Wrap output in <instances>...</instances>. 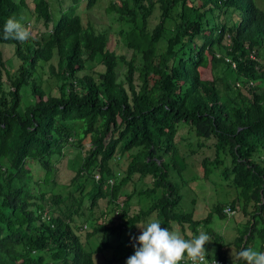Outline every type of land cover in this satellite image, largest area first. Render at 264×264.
Instances as JSON below:
<instances>
[{"label":"trees","instance_id":"obj_1","mask_svg":"<svg viewBox=\"0 0 264 264\" xmlns=\"http://www.w3.org/2000/svg\"><path fill=\"white\" fill-rule=\"evenodd\" d=\"M57 1L65 7L55 13L50 0H0V45L18 61L11 70L0 48V264H97V252L101 264H126L137 226L153 220L184 239L204 231L217 246L206 257L222 264L230 244L264 252V9L254 0H109L128 58L84 23L85 0ZM9 18L27 41L3 39ZM45 65L56 93L36 80ZM69 147L80 161L59 183L51 178ZM198 157L204 178L219 173L235 189L203 218L181 208L183 173ZM51 180L66 192L45 190ZM238 203L247 217L226 244L211 217Z\"/></svg>","mask_w":264,"mask_h":264},{"label":"rangeland","instance_id":"obj_2","mask_svg":"<svg viewBox=\"0 0 264 264\" xmlns=\"http://www.w3.org/2000/svg\"><path fill=\"white\" fill-rule=\"evenodd\" d=\"M86 1V0H85ZM81 1V6L79 8L83 21L86 23V19L90 18L93 25L95 26L96 30L99 31H106L107 35L109 36L108 46L111 50H114L117 54L126 55L128 58L131 55V51L124 46L122 36L118 34L120 29L119 23L115 20L114 16L110 13L106 12V7L108 5L109 0H97L96 4L92 8L85 7L86 2ZM256 5L264 9V0H254ZM52 9L55 13L58 12V9L65 7V5L57 0H50ZM62 6V7H61ZM32 7V4H31ZM25 19L28 17V13H24ZM30 17V16H29ZM31 18V17H30ZM57 18V17H56ZM56 20V19H55ZM34 21L33 18L28 23L29 29L33 28ZM34 31V30H33ZM0 48L4 51L5 59H7V65L11 70H14L15 67L18 65V61L16 58L12 57V49L5 48L0 45ZM138 60V59H137ZM138 62V61H136ZM124 71V65L118 66V77H122V73ZM39 72V73H38ZM38 75V77H37ZM36 80L38 83L42 85V87L51 93H56L57 89L55 88V79L53 77H49L48 73V65L45 67H41L37 70ZM186 143V140L181 142L182 149H185L183 144ZM65 156L60 159L58 163V168L56 174L53 175L52 180L55 178L59 183H65L70 181L72 174H74L73 170L78 166L80 161V154L76 153L72 147L65 149ZM200 158L191 159L193 162V166L187 168L186 171L183 173V195L184 201L182 207L183 210H190L193 206L195 207L196 211V218H203L206 216L214 204L220 202H226L232 199L235 196V189L228 186L226 182L223 181L221 175L219 173H213L208 178H204L203 174L201 173L200 168ZM120 165L122 167L125 166V161L122 160ZM218 172V171H216ZM40 176L43 175L42 171L35 170V175ZM52 180L47 184H42V187L52 192H62L65 193L67 190L66 186L58 185V183H53ZM141 183L137 186V190L140 189ZM136 200V199H135ZM100 205L104 207L105 201L100 200ZM137 202H134V206H138ZM228 206V205H227ZM227 206L224 208H227ZM186 208V209H184ZM100 210H97L99 212ZM245 216L242 212L240 204H236V210L231 211L229 216L225 218H220L218 215L213 214L211 217V222L209 226L218 234H221L224 242L226 244L232 243L235 237L238 235V230L242 229L243 224L245 223ZM177 233V232H176ZM84 235V234H83ZM181 236V235H180ZM102 239V235L99 233L98 235L92 236L88 242L87 247L91 249H96L98 246L99 241ZM212 240V239H211ZM85 241V240H84ZM251 246L252 249L258 250V242H253ZM216 245L214 241L208 242L205 244V251L206 254H214L216 250ZM229 256L225 259L226 264H236L235 258L236 257V248L234 244L227 245L226 247ZM111 250L105 251V256L111 257ZM102 253L97 252L96 254V263L101 264L102 262Z\"/></svg>","mask_w":264,"mask_h":264},{"label":"clouds","instance_id":"obj_3","mask_svg":"<svg viewBox=\"0 0 264 264\" xmlns=\"http://www.w3.org/2000/svg\"><path fill=\"white\" fill-rule=\"evenodd\" d=\"M30 35L29 30L15 18L6 21L2 34L5 40L21 42L27 41ZM137 227L141 229V234L132 238L135 241L132 245L135 251L126 264H180L185 260V254L192 264H205V244L212 240L204 231L198 237L184 239L175 231L162 228L157 220ZM236 258L246 264H264V252L252 248L239 251Z\"/></svg>","mask_w":264,"mask_h":264},{"label":"built area","instance_id":"obj_4","mask_svg":"<svg viewBox=\"0 0 264 264\" xmlns=\"http://www.w3.org/2000/svg\"><path fill=\"white\" fill-rule=\"evenodd\" d=\"M225 212L228 213V214L231 213V211H230L228 208L225 209ZM181 262H183V263H186V262H187V263H189V264H192V262H191L190 260H188L187 257L185 258L184 261H181ZM215 262H216V264H222V262H221L219 259H208V258L206 257L205 264H215Z\"/></svg>","mask_w":264,"mask_h":264}]
</instances>
